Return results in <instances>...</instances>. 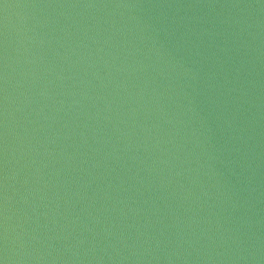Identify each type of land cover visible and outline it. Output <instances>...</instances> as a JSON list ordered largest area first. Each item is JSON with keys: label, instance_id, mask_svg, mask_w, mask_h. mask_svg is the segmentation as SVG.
Segmentation results:
<instances>
[{"label": "water", "instance_id": "1", "mask_svg": "<svg viewBox=\"0 0 264 264\" xmlns=\"http://www.w3.org/2000/svg\"><path fill=\"white\" fill-rule=\"evenodd\" d=\"M0 264H264V0H0Z\"/></svg>", "mask_w": 264, "mask_h": 264}]
</instances>
